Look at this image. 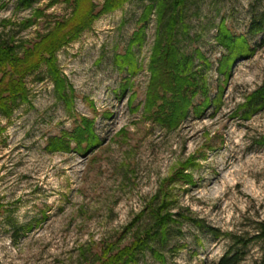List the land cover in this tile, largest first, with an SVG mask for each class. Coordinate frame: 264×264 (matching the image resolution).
Returning <instances> with one entry per match:
<instances>
[{"label":"rangeland","instance_id":"374dc122","mask_svg":"<svg viewBox=\"0 0 264 264\" xmlns=\"http://www.w3.org/2000/svg\"><path fill=\"white\" fill-rule=\"evenodd\" d=\"M92 1L101 6L105 0ZM147 3L130 0L101 14L57 51L73 102L60 96L44 62L25 78L27 100L10 117L0 113V264H99L153 226L149 206L156 195L174 201L173 213L220 231L214 235L179 217L165 243H152L167 264H219L235 235L251 240L240 264H264V242L253 239L264 221V110L250 119L240 110L264 83V37L249 33L264 0L187 1L178 46L181 53L198 49L208 58L209 67L197 56L194 61L213 102L201 117L191 109L176 128L161 124L146 106L156 15L147 23L144 45L134 48L142 69L132 74L117 63ZM71 7L38 0L20 9L18 0H0V41L15 38L31 46L38 34L72 18ZM37 9L41 16L24 27ZM223 20L236 34L246 33L255 48L234 60L227 75L219 71L227 51L216 40ZM83 118L94 122L96 147L73 140L66 152L50 148L54 138L68 139ZM192 158L189 184L179 172ZM132 264L162 262L145 249Z\"/></svg>","mask_w":264,"mask_h":264},{"label":"trees","instance_id":"16d2710c","mask_svg":"<svg viewBox=\"0 0 264 264\" xmlns=\"http://www.w3.org/2000/svg\"><path fill=\"white\" fill-rule=\"evenodd\" d=\"M38 0H18V8L31 9ZM55 1V0H54ZM72 6V18L56 22L52 31L46 34H38V38L31 46L30 42L23 41L17 43L15 38L0 41V113L10 117L17 105L28 98V89L25 78L31 72L39 69L42 63L48 65V71L55 80L57 91L60 96L73 102V96L67 94L69 86L64 82V78L57 66V51L64 44L75 40L85 29L91 27L95 18L101 14L115 10L123 6L130 0H105L101 6L96 5L92 0H63ZM188 0H148L142 15L138 21L139 28L133 33L130 48L126 54L117 56V63L122 68L128 67L133 74L140 71L142 66L137 60L134 48L141 47L146 41L147 23L153 15L157 16L158 30L155 46L152 52L149 66L150 81L146 95L147 110L151 111L156 119L169 128H176L180 122L187 118L191 109L196 115L201 117L204 111L212 104L210 89L203 76V70L195 66L194 58L202 63V66L209 67L208 58L200 50H196L195 55L181 53L178 46L179 26L183 25V11ZM97 9V10H96ZM43 9L35 10L33 16L27 19L23 25L29 27L41 16ZM249 33L253 36L262 35L264 37V12L253 14L249 26ZM216 40L223 46L227 54L221 59L219 71L228 74L230 64L240 57H247L254 53L255 48L251 46L248 35L236 34L223 20L218 27ZM264 44V38L262 40ZM20 50V51H19ZM25 51V52H23ZM23 52V53H22ZM23 56H19L20 54ZM128 85L126 84L124 90ZM70 93H72L71 88ZM71 97V98H70ZM200 97L204 101H200ZM199 99V102L197 100ZM155 110V111H154ZM250 119L258 111L264 110V83L247 96L245 103L240 108ZM93 121L83 118L81 125L77 126L68 139L62 134L59 138L51 141L50 148L54 151L71 150V142L75 140L77 144L86 143V148H94L100 143L99 136L94 132ZM264 145V136L259 140ZM85 148V149H86ZM82 149V150H85ZM79 150V151H82ZM194 159L187 161L181 168L179 175L185 183H192V178L187 174L188 170L194 166ZM169 197L156 195L149 206L154 220L153 226L144 231L131 246L121 249L119 252L106 256L99 264H132L136 263L138 253L145 249H151L162 264L166 263L163 254L152 248V243H165L170 236V224L178 223V218L190 220L201 227H207L208 231L214 235L220 232L211 226H205L202 220L187 216L182 213H173V200ZM233 236L232 234H230ZM234 245L221 258L219 264H240L244 259V249L249 245V239L243 236L234 237ZM254 240L264 242V221L257 223Z\"/></svg>","mask_w":264,"mask_h":264}]
</instances>
